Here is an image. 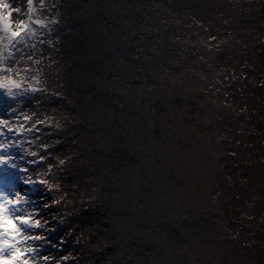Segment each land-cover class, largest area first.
I'll return each mask as SVG.
<instances>
[{
  "label": "bare ground",
  "instance_id": "obj_1",
  "mask_svg": "<svg viewBox=\"0 0 264 264\" xmlns=\"http://www.w3.org/2000/svg\"><path fill=\"white\" fill-rule=\"evenodd\" d=\"M0 2L9 5L0 15L12 13L0 22V66L41 81L25 92L13 74L0 101L58 185L68 264H253L241 250L264 229L255 215L244 232L233 229L225 206L238 199L264 209V146L263 160L239 156L248 144L223 128L233 118L221 116L230 115L225 89L207 88L221 82L222 54L217 22L201 13L208 4L204 15L215 14L221 0H32L34 12L28 0ZM20 21L21 35L11 36ZM225 163L240 168L235 193L221 186L232 179Z\"/></svg>",
  "mask_w": 264,
  "mask_h": 264
},
{
  "label": "rangeland",
  "instance_id": "obj_2",
  "mask_svg": "<svg viewBox=\"0 0 264 264\" xmlns=\"http://www.w3.org/2000/svg\"><path fill=\"white\" fill-rule=\"evenodd\" d=\"M216 6L218 8L215 14L208 12V15H204L207 10H210L207 8L208 4H206L205 11L201 13L203 16L201 18L209 20L210 22L208 23L210 24H213L214 21L217 22L211 28L213 31L220 29L217 55L222 54V56L218 60L221 65H217V67L220 73L223 72V74L221 82H215L212 79L211 84H208L207 88L213 89L216 84L217 87L225 89L226 95L221 99V103L228 101L227 104L223 103V105L228 106L227 110L226 108H223V110L230 115L222 114L221 116L230 117L232 115L233 118L226 122L230 125H224L223 128H228V131L234 132L235 137L243 133L245 137H237L236 140L242 139L244 141L245 139L247 141L242 143L248 144V146L241 147L242 150H240L241 148L238 149L239 156H245L249 152L251 153L249 159L257 162L259 159L263 160L257 156L261 155L260 149L264 146V0H221V4ZM222 18H225L223 20L224 23H221ZM223 56L224 60H222ZM222 96L224 95H219L220 98ZM218 128L216 127L215 130H218ZM21 139L24 147H29L33 142L32 137L26 134ZM251 145L255 151L250 150ZM245 147L248 149L246 150ZM263 166L264 164L262 168H264ZM223 168L225 171H230L229 176L232 178L230 180H233L234 183L221 177V186L223 183L229 184V188H232L233 193L237 192L232 185L239 186L244 182L240 176L241 174H238L239 166L225 163ZM243 175L247 178L248 173L243 172ZM253 183L250 182L249 185H255V181ZM42 197L44 196L38 197L39 200H42ZM239 198H242V195ZM235 202V204L225 206L226 216L233 229H239V231L244 232L249 226L247 224L248 220H244V218L254 215L257 225L264 229L263 205L257 209L252 204L239 203L238 199ZM39 203L40 201H38ZM34 204L37 203H32V212H29V214L34 220L39 221L40 216L37 213L39 208L38 205ZM51 215L50 224H53L57 221L56 216H58V213L51 212ZM210 219L212 221L219 220L214 214ZM54 226H56L57 233L52 236L53 241L65 240L63 236L66 235L71 237L64 229H60V232L57 231V227L60 225L55 224ZM244 239L246 241L249 240L247 236ZM251 245L252 248H243L241 250L242 257L250 255L253 264H264V233H260L258 240H255L254 243L252 242ZM54 257L55 259L53 260ZM45 258H47L46 260H52L51 264H55L59 256L56 258V254H50L46 255ZM73 262L76 264V260ZM46 264L50 263L47 262Z\"/></svg>",
  "mask_w": 264,
  "mask_h": 264
},
{
  "label": "snow or ice",
  "instance_id": "obj_3",
  "mask_svg": "<svg viewBox=\"0 0 264 264\" xmlns=\"http://www.w3.org/2000/svg\"><path fill=\"white\" fill-rule=\"evenodd\" d=\"M28 5H32V0H28ZM8 7L9 5L6 2H0V9H6ZM16 11L19 12L20 10L17 9ZM11 16V12L7 14V17L0 15V22H2L4 19H9L10 21ZM36 23H40V21H36ZM25 26L26 23L24 21H20L19 27L17 28V30L11 32V36L19 37L21 35V30ZM4 27L5 29H7L8 27H10V24L5 25ZM0 124L6 125V122L0 121ZM9 130L11 131V129ZM2 134L3 133H0V135ZM0 151H7V148H4L3 144H0ZM9 159L10 157H0V213L8 217V219L5 221L2 216H0V237H2L5 232H7L10 237H15L16 235H19L21 232H23V229L20 227V225L29 227L31 222V217L16 215V213L20 211L18 207H6V205L8 204L18 203L17 200H13L11 197L5 194L14 178L13 172L9 171L5 167ZM11 167L14 168L15 166L12 165ZM17 221L19 223H17ZM36 239H39V237H36ZM5 246L11 247V240L5 241L3 239H0V264H15V262L24 255L23 252L17 249L16 251L5 257L3 255ZM22 264H28V261L24 260Z\"/></svg>",
  "mask_w": 264,
  "mask_h": 264
},
{
  "label": "clouds",
  "instance_id": "obj_4",
  "mask_svg": "<svg viewBox=\"0 0 264 264\" xmlns=\"http://www.w3.org/2000/svg\"><path fill=\"white\" fill-rule=\"evenodd\" d=\"M28 8H29V11L30 12H34L35 9L32 7V5H28ZM0 71H4L7 75H5L4 77V81H6L7 83H0V88H4V87H7V84L9 83H12L13 81V74L15 75V78L18 82L12 84L13 87L15 88H20V83L19 81H24V82H27V87L24 89L25 92H36L38 91L39 89L37 87H35L34 85H38L41 83V81L36 77V76H32L31 77V81H27V77L25 75V73L28 71L27 69H24V68H16V67H10V68H3L2 66H0ZM9 95H11V90L9 89V92H8ZM25 115V119H30L31 117L27 116V114H24ZM65 120H68V123H72V121L67 117L65 116L64 117ZM53 120V117H48L47 118V122L51 123ZM6 122V125L8 124L7 121ZM45 121H37V123H44ZM54 127L57 128V129H61L63 127H65L64 123L62 120L60 119H56L55 120V124H54ZM21 129L19 127L16 128V131L19 132ZM73 143H75V141H73ZM8 144H3V147L4 148H8ZM19 147H21V149L24 151L25 155L27 156H36L37 155V152L36 151H33V150H30L29 148H25L23 147L22 145H17ZM68 159H70V157H68ZM59 164L60 165H63L65 164V159H59ZM45 184H48L47 181H43ZM48 187L49 188H52V187H58V185H51V184H48ZM16 200L18 202H26L25 201V198L22 197V196H19L17 194L16 196ZM0 216H2V218L6 221L8 219V217L2 213H0ZM43 227L42 224H40V222L38 220H31L30 222V227ZM0 239H3L5 241H8L10 239H15V237H10L8 235L7 232L4 233V235L2 237H0ZM24 239H27V237H24ZM19 243H21L20 241H17V243H12V246L11 247H8V246H5L4 248V253H8L9 255L16 251L17 249L20 250V248L17 246ZM25 252H28V253H33L34 252V249L31 247V246H28L24 249ZM69 257L68 256H63L61 257V260H68ZM29 264V262H28ZM34 264V262H33ZM56 264H60V261L58 260L56 262Z\"/></svg>",
  "mask_w": 264,
  "mask_h": 264
}]
</instances>
